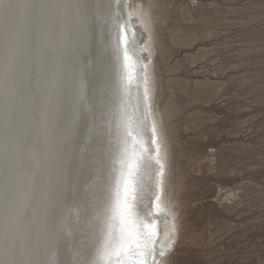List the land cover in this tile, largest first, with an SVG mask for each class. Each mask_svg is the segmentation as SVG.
Wrapping results in <instances>:
<instances>
[{
	"label": "rangeland",
	"instance_id": "rangeland-1",
	"mask_svg": "<svg viewBox=\"0 0 264 264\" xmlns=\"http://www.w3.org/2000/svg\"><path fill=\"white\" fill-rule=\"evenodd\" d=\"M141 1L178 224L164 264H264V0Z\"/></svg>",
	"mask_w": 264,
	"mask_h": 264
},
{
	"label": "snow or ice",
	"instance_id": "snow-or-ice-1",
	"mask_svg": "<svg viewBox=\"0 0 264 264\" xmlns=\"http://www.w3.org/2000/svg\"><path fill=\"white\" fill-rule=\"evenodd\" d=\"M94 7L91 0H0V19H6L10 29L23 26L26 32V43L18 45L17 55L30 57L28 123L43 141L41 156L26 163L24 174L11 149L0 158V264H146L147 245L136 251L141 248L138 234L123 227L127 180L124 201L116 205L122 225L119 246L108 251L105 242L94 260L95 241L81 238L80 216L90 206L86 186L99 175L91 162L97 140L90 124L105 72L92 35L95 16L83 15ZM121 32L126 45L127 33L123 28ZM124 59H131L127 51ZM144 123L140 121L141 126ZM152 131L155 144V128ZM156 164L163 175L164 165L159 159ZM25 179L36 207L22 225L24 210L17 206V198Z\"/></svg>",
	"mask_w": 264,
	"mask_h": 264
},
{
	"label": "bare ground",
	"instance_id": "bare-ground-1",
	"mask_svg": "<svg viewBox=\"0 0 264 264\" xmlns=\"http://www.w3.org/2000/svg\"><path fill=\"white\" fill-rule=\"evenodd\" d=\"M91 2L95 7L83 15L86 19L95 16L92 35L105 72L94 98L95 118L90 124L97 140L91 162L99 175L86 186L90 206L80 216L81 238L95 241L94 260L105 242L108 251L119 246L122 225L116 205L118 200L124 201L127 180L128 209L123 227L138 234L141 248L136 251L145 250L143 246L147 245L146 264H164L177 240L178 224L167 192L169 143L156 105L153 19L148 4L141 0ZM122 28L127 33L126 45L121 39ZM25 43L23 26L10 29L7 20L0 19V158L11 149L22 174L26 163H35L43 148V141L28 123L32 112L27 81L30 57L17 55L18 45L23 47ZM125 51L131 57L127 62ZM141 120L145 121L143 126ZM129 131L131 136L127 135ZM157 159L164 165L163 175ZM17 206L24 210L23 225L36 207L26 179Z\"/></svg>",
	"mask_w": 264,
	"mask_h": 264
}]
</instances>
